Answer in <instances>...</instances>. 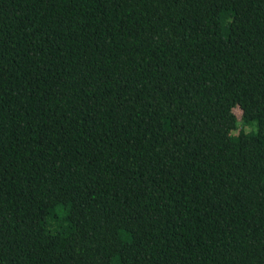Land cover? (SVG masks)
Masks as SVG:
<instances>
[{
	"label": "trees",
	"instance_id": "1",
	"mask_svg": "<svg viewBox=\"0 0 264 264\" xmlns=\"http://www.w3.org/2000/svg\"><path fill=\"white\" fill-rule=\"evenodd\" d=\"M0 264H264V0H0Z\"/></svg>",
	"mask_w": 264,
	"mask_h": 264
},
{
	"label": "rangeland",
	"instance_id": "2",
	"mask_svg": "<svg viewBox=\"0 0 264 264\" xmlns=\"http://www.w3.org/2000/svg\"><path fill=\"white\" fill-rule=\"evenodd\" d=\"M234 111H235L237 117H238L239 119H241V114H242L241 109L237 107V108H235ZM239 128H242L244 131H250V130L252 129V126H250V125H245V124H241V123L239 122ZM239 128H238V129H239ZM238 129L235 130L233 133H237V132H238Z\"/></svg>",
	"mask_w": 264,
	"mask_h": 264
}]
</instances>
